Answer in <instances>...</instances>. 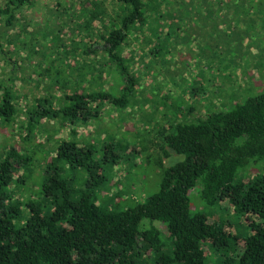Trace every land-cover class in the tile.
I'll use <instances>...</instances> for the list:
<instances>
[{
	"label": "trees",
	"instance_id": "1",
	"mask_svg": "<svg viewBox=\"0 0 264 264\" xmlns=\"http://www.w3.org/2000/svg\"><path fill=\"white\" fill-rule=\"evenodd\" d=\"M33 1L0 3V264H264V174H254L264 161V93L188 123L182 109L168 129L152 112L162 128L141 153L161 180L145 198L118 178L113 143L98 158L74 130L47 147L43 178L29 186L38 147L55 130L97 129L110 107L136 99L137 55L159 51L155 38L179 36L198 11L226 17L212 7L264 0H78L79 41L55 47L21 22ZM173 152L184 159L168 166Z\"/></svg>",
	"mask_w": 264,
	"mask_h": 264
},
{
	"label": "rangeland",
	"instance_id": "2",
	"mask_svg": "<svg viewBox=\"0 0 264 264\" xmlns=\"http://www.w3.org/2000/svg\"><path fill=\"white\" fill-rule=\"evenodd\" d=\"M4 2L0 0L1 4ZM78 3V0H34L21 22L29 25V33L36 32L35 36L43 44L45 41L51 42L53 38V47L60 39L79 41L76 36H71L72 25L76 24ZM218 8L226 9L228 16L214 13L213 18H208L198 11V19L181 23L183 29H180L179 36L155 38L154 42H157L160 50L154 51V55L151 53L149 56V50L145 52L147 56L137 55L136 75L141 77V82L136 99L132 97L125 107H110L106 116L98 121L100 127L96 129L92 124L93 128L89 125L84 128L76 126L75 129L67 126L63 132L55 130L56 137L38 147L36 162L30 171V188L43 178L48 164L46 154L52 151L47 147L57 149L64 139L74 136V130L78 139H86L89 144L95 145L98 158L104 157L107 145L113 143L114 150L123 160L116 167L118 178L130 185L133 197L145 198L158 190L161 180L160 171L158 174L153 169L145 170L141 153L146 146L143 143L153 140L162 128H155V124L149 120L152 112L156 117L165 115L163 121L168 129L178 122L176 114L183 110H187L190 117L180 121L188 123L193 119L205 118L212 112L231 110L236 104L264 93V2L216 6L212 10ZM195 30L200 32L198 36L191 35ZM13 34H18V28ZM49 56L52 59L53 53ZM27 71L34 73L31 69ZM29 89L34 90V86L23 87L24 92ZM129 149H133L134 153ZM174 155L175 161L168 162V166L184 159V156ZM255 165L257 172L254 174H264V161ZM75 174L72 170L64 173L68 178ZM120 185L123 187L124 183ZM111 188L105 190L103 195H111L117 186ZM199 189L200 186H197L191 191L194 205L199 204L195 200ZM193 209L201 211L198 206Z\"/></svg>",
	"mask_w": 264,
	"mask_h": 264
}]
</instances>
